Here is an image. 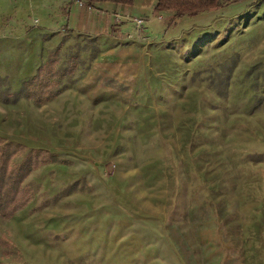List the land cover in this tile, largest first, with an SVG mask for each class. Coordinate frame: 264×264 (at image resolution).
<instances>
[{"label": "rangeland", "instance_id": "rangeland-1", "mask_svg": "<svg viewBox=\"0 0 264 264\" xmlns=\"http://www.w3.org/2000/svg\"><path fill=\"white\" fill-rule=\"evenodd\" d=\"M155 4L0 0V137L54 156L0 264H264V0Z\"/></svg>", "mask_w": 264, "mask_h": 264}, {"label": "trees", "instance_id": "trees-1", "mask_svg": "<svg viewBox=\"0 0 264 264\" xmlns=\"http://www.w3.org/2000/svg\"><path fill=\"white\" fill-rule=\"evenodd\" d=\"M87 7L98 8L105 2L116 5L131 6L134 0H80ZM157 10L165 11L171 18L181 15H195L205 10H216L235 3L248 0H153ZM172 19V20H173ZM115 29H113V35ZM47 64V63H46ZM40 82V84H39ZM23 92L33 99L35 104L43 99H50L51 94H43L40 75L23 81ZM45 88V87H44ZM48 93V92H46ZM8 98H4V101ZM21 155L19 161L13 162V157ZM54 162V156L44 149H27L22 144L0 137V216L10 218L24 208L32 197V193L23 187V182L29 173L40 165Z\"/></svg>", "mask_w": 264, "mask_h": 264}, {"label": "built area", "instance_id": "built-area-1", "mask_svg": "<svg viewBox=\"0 0 264 264\" xmlns=\"http://www.w3.org/2000/svg\"><path fill=\"white\" fill-rule=\"evenodd\" d=\"M78 2L80 6H83L82 1L78 0ZM91 8L94 7L92 6L88 7L89 10H91ZM114 19H116V21L120 20V18L117 15L114 16ZM132 21L135 22L134 32H136L137 36L142 37V39H148V36L146 34V27L144 26L145 19L142 17H134Z\"/></svg>", "mask_w": 264, "mask_h": 264}, {"label": "crops", "instance_id": "crops-1", "mask_svg": "<svg viewBox=\"0 0 264 264\" xmlns=\"http://www.w3.org/2000/svg\"><path fill=\"white\" fill-rule=\"evenodd\" d=\"M100 8V7H99Z\"/></svg>", "mask_w": 264, "mask_h": 264}]
</instances>
